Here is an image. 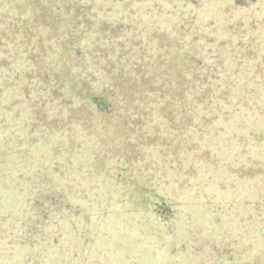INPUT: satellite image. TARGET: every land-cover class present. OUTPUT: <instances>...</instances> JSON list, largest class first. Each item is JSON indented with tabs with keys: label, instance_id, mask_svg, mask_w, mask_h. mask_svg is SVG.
Masks as SVG:
<instances>
[{
	"label": "rangeland",
	"instance_id": "1",
	"mask_svg": "<svg viewBox=\"0 0 264 264\" xmlns=\"http://www.w3.org/2000/svg\"><path fill=\"white\" fill-rule=\"evenodd\" d=\"M10 90L0 86V264H264V150H242L232 121L193 129L160 106L107 111L70 96L65 107L50 87Z\"/></svg>",
	"mask_w": 264,
	"mask_h": 264
},
{
	"label": "trees",
	"instance_id": "2",
	"mask_svg": "<svg viewBox=\"0 0 264 264\" xmlns=\"http://www.w3.org/2000/svg\"><path fill=\"white\" fill-rule=\"evenodd\" d=\"M0 5L8 7L0 13L2 89L29 96L31 85L39 94L50 87L49 94L65 107L74 104L70 96L78 107L107 111L122 99L140 110L160 106L164 116L170 114L168 124L174 123L171 116L190 115L187 125L193 129L232 121V139L242 150H264V0H2ZM56 60L66 83L56 73ZM19 61L28 65L26 72L18 71ZM39 62L44 67L34 70ZM27 229L30 237L33 231ZM33 244L19 247L32 251Z\"/></svg>",
	"mask_w": 264,
	"mask_h": 264
}]
</instances>
